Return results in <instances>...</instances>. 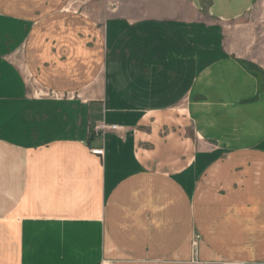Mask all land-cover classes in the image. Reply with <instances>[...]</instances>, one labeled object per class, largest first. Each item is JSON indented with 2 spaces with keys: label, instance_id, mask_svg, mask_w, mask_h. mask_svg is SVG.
<instances>
[{
  "label": "crops",
  "instance_id": "crops-1",
  "mask_svg": "<svg viewBox=\"0 0 264 264\" xmlns=\"http://www.w3.org/2000/svg\"><path fill=\"white\" fill-rule=\"evenodd\" d=\"M152 2L0 0V264H264L254 0Z\"/></svg>",
  "mask_w": 264,
  "mask_h": 264
},
{
  "label": "rangeland",
  "instance_id": "rangeland-1",
  "mask_svg": "<svg viewBox=\"0 0 264 264\" xmlns=\"http://www.w3.org/2000/svg\"><path fill=\"white\" fill-rule=\"evenodd\" d=\"M81 1L84 4L83 9L87 10H90V6L93 4H98L100 7L104 3L107 9L113 11L116 6L115 2L117 3V0ZM152 1L132 0L130 11L125 12H129L130 15H146L151 9L156 8L155 3ZM162 3V7L165 8L166 0H162ZM224 25L225 44L232 52V55L236 56L243 63H246L247 66L256 67L259 75L261 73L264 74V0H254L252 8L247 13L240 18L224 23ZM110 128L113 129L112 125Z\"/></svg>",
  "mask_w": 264,
  "mask_h": 264
},
{
  "label": "built area",
  "instance_id": "built-area-1",
  "mask_svg": "<svg viewBox=\"0 0 264 264\" xmlns=\"http://www.w3.org/2000/svg\"><path fill=\"white\" fill-rule=\"evenodd\" d=\"M106 126V124H100L99 125V128H103V127H105ZM112 127L113 128H116L117 126L116 125H112ZM93 152L94 153H96V154H103V149H93ZM99 264H109L108 262H106V261H100V263Z\"/></svg>",
  "mask_w": 264,
  "mask_h": 264
}]
</instances>
